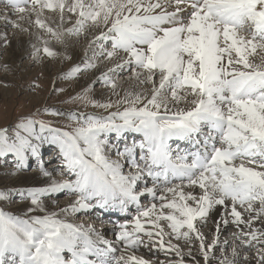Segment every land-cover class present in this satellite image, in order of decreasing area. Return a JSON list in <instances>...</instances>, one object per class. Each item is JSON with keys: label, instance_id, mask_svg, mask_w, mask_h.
Listing matches in <instances>:
<instances>
[{"label": "snow or ice", "instance_id": "1", "mask_svg": "<svg viewBox=\"0 0 264 264\" xmlns=\"http://www.w3.org/2000/svg\"><path fill=\"white\" fill-rule=\"evenodd\" d=\"M3 2L0 18L35 35L34 63L72 61L68 37L90 36L60 79L88 75L71 102L103 111L44 107L0 127L5 179L30 161L43 178L0 181V264H152L141 250L167 264H250L253 249L264 264V55L253 58L264 53V0ZM11 43L0 32V47ZM94 211L121 215L114 239L70 219Z\"/></svg>", "mask_w": 264, "mask_h": 264}, {"label": "rangeland", "instance_id": "2", "mask_svg": "<svg viewBox=\"0 0 264 264\" xmlns=\"http://www.w3.org/2000/svg\"><path fill=\"white\" fill-rule=\"evenodd\" d=\"M1 7H3L0 4ZM11 17H14L9 13ZM7 27V28H6ZM1 29L3 32H7L8 37H17L19 36L16 32L19 30L11 25L2 26ZM21 34H25L24 31H20ZM72 40V36L68 37V41ZM9 47V46H8ZM8 47H0V127H8L14 125L17 120L29 113H34L38 108L44 107H54L61 111H71V110H79V111H97L102 112V109H94L92 107L85 108L80 102H71V98L76 95L77 92L80 91L81 85V77L79 81L73 80H63L60 79V76L68 72L71 67L75 65L73 62L61 59V66L57 67L55 70V63L58 60H46L44 63H47L46 66L41 65V63L32 64V60L29 58V52L31 49H27L23 51V54L19 50H15L11 52ZM74 47H78L74 45ZM79 51H81V47H78ZM31 61V62H30ZM70 62V63H69ZM11 65V66H10ZM30 65V67H29ZM26 66V67H25ZM32 66V67H31ZM36 68V69H35ZM37 68H40V70ZM42 68V69H41ZM59 69V70H58ZM61 69V70H60ZM48 71V72H47ZM57 71V72H55ZM59 71V72H58ZM53 76H51L52 74ZM122 76L123 77H126ZM120 78V79H121ZM85 79V77H84ZM73 82V83H71ZM77 84V85H76ZM76 86V87H75ZM63 88L64 92L56 91L57 89ZM99 91V89H97ZM104 99V98H103ZM45 119H52L50 116H45ZM61 123H66L65 120H60ZM53 153L49 150H45L43 152V159L45 162L52 158ZM32 165L31 169L23 171L26 173H37L39 168L35 161H30ZM49 167H55L54 164L49 165ZM13 168V163L11 160L5 165L0 163V175L2 177L8 176L9 172ZM54 175L59 178L58 173H54ZM5 177L3 178L4 180ZM13 179V178H12ZM12 179L8 180L11 181ZM7 181V180H6ZM70 196L64 195L59 198V205H61V201L65 202L67 198ZM11 207V206H9ZM57 207V209H58ZM70 219L75 220L77 223H86L93 225L97 230L103 231L108 235V227H105L106 224L96 221L93 219L92 215H81L79 218L70 217ZM101 223V224H100ZM105 229V230H103ZM206 233V228L202 229ZM226 231V230H225ZM222 232V239L227 238L231 240L232 237L228 230L226 232ZM235 231V230H234ZM112 234V233H109ZM109 236V235H108ZM173 243H177V241H173ZM183 247V242H180ZM187 249V248H185ZM198 245L193 247V254L199 260L200 256L198 251ZM253 251V250H252ZM251 251V252H252ZM256 252H254L255 254ZM138 255L144 256L146 259L152 261V264H160L164 255H160L157 253L150 254L147 251L141 250L137 253ZM252 253H250L251 255ZM252 256V255H251ZM191 263L190 260L187 261ZM202 262V260L200 261ZM202 264V263H200Z\"/></svg>", "mask_w": 264, "mask_h": 264}, {"label": "bare ground", "instance_id": "3", "mask_svg": "<svg viewBox=\"0 0 264 264\" xmlns=\"http://www.w3.org/2000/svg\"><path fill=\"white\" fill-rule=\"evenodd\" d=\"M0 4L3 6V7H1L0 6V17H2L3 16V14H4V12H5V4H4V2H3V0H0ZM9 11V13H11L10 12V10H8ZM10 15V14H9ZM10 18L11 19H13V20H15L16 19V17L14 16V17H11L10 16ZM21 24H22V27H24V28H28L29 27V25L26 23V22H21ZM6 25H9L10 26V24H7L6 22H5V20L4 19H2V18H0V32H3V30L1 29V27L2 26H6ZM70 26V25H69ZM7 28V27H6ZM16 30H17V28H16ZM19 30V29H18ZM21 30H19L18 32H16L19 36H17V37H10L9 39L10 40H12V43L9 45V47H8V49L11 51V52H14L15 50H19V52H20V55H21V53L23 54V52H22V50L23 51H26L27 49H29L30 48V45H29V42L30 41H32V42H35V35L34 34H30L29 32H24L25 34H21V32H20ZM35 28H32L31 29V32L32 33H35ZM89 39H90V36L89 35H87V34H85V35H81V36H79V37H76V36H72V40L69 42L68 41V49H67V54L68 55H70V56H72L73 57V60L72 61H70V62H73L72 64H76V63H79L80 62V60L84 57V56H86V55H88V52H87V50H86V45L88 44V42H89ZM78 44V47L80 46L81 47V51H79V49H78V47H74V45H77ZM31 49V48H30ZM258 55H264V53H259V50H258V54H257V57H253V58H258ZM31 62V61H30ZM69 62V63H70ZM48 63V62H47ZM47 63H43V65L44 66H46V64ZM55 63V70H56V68L59 66H61V59H58V61L57 62H54ZM32 64H34V62L32 61ZM34 65H36V64H34ZM41 65H42V63H41ZM48 65V64H47ZM11 66V65H10ZM26 67V66H25ZM29 67H30V65H29ZM32 67V66H31ZM62 67V66H61ZM108 67H111V63H109V62H106V61H101L100 62V65H99V70L100 71H106L107 70V68ZM36 69V68H35ZM40 70V68H37V70ZM42 69V68H41ZM59 70V69H58ZM61 70V69H60ZM48 72V71H47ZM55 72H57V71H55ZM59 72V71H58ZM52 74V73H51ZM51 76H53V74L51 75ZM84 77H85V79H84ZM84 77L82 76L81 77V84H83L85 81H87L88 80V78H89V76L88 75H84ZM78 82V81H77ZM71 83H73V82H71ZM119 83L121 84V86H122V88L123 89H129V88H131V87H133L134 86V81H131V80H129V79H127V76L126 77H123V78H121L120 80H119ZM77 85V84H76ZM76 87V86H75ZM104 99H106L107 98V94H105V96L103 97ZM112 99H115V97H112ZM101 111H103V110H101ZM87 112H93V111H87ZM95 112H97V111H95ZM100 112V111H99ZM54 166H55V164H54ZM5 177V176H4ZM4 177H2L1 175H0V181H3V182H6V183H12V182H17V183H20V184H24V185H39L41 182H42V180H43V178L41 177V175H40V171H38L37 173H26V172H21L18 176H16V177H13V179L11 180V181H6V180H4L3 178ZM7 177V176H6ZM5 177V178H6ZM72 199V197L70 196V197H68L67 198V200H65V202H63V201H61V205H59V207H62V206H65L70 200ZM58 210V209H57ZM90 215V214H89ZM101 224V223H100ZM105 224V223H104ZM105 227H108V229H110L112 226H108L107 224L105 225ZM214 227H215V223H214V221H212V220H210L209 222H208V225L205 227L206 228V235H210L211 234V232H212V230L214 229ZM103 230H105V229H103ZM227 231L228 230V233H230V236L232 237V233L233 232H235L236 231V229L233 227V226H229V228L228 229H222V232H224V231ZM235 230V231H234ZM108 238L109 239H114V236H113V234H109V236H108ZM232 240V239H231ZM230 240V241H231ZM143 251H145L146 252V250H143ZM185 251H187V249H185ZM197 251V250H196ZM229 251H230V249H229ZM254 252H256V250L255 249H253V251L252 252H249L248 253V255H249V257H250V264H256V255H257V253H255L254 254ZM147 253H149V252H147ZM157 254H159L160 255V252H156ZM250 253H252L251 255H250ZM150 254H154V253H150ZM161 255H164V258L162 259V262H164V264H167V258H166V254L165 253H163L162 252V254ZM160 255V256H161ZM168 258H173L174 259V257H168ZM200 263H202L203 264V261L202 262H200ZM187 264H191V263H188L187 262Z\"/></svg>", "mask_w": 264, "mask_h": 264}]
</instances>
